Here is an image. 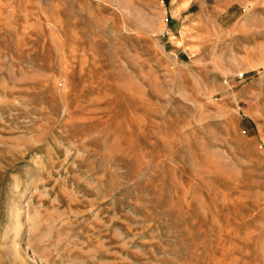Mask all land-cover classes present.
Here are the masks:
<instances>
[{"label": "rangeland", "instance_id": "rangeland-1", "mask_svg": "<svg viewBox=\"0 0 264 264\" xmlns=\"http://www.w3.org/2000/svg\"><path fill=\"white\" fill-rule=\"evenodd\" d=\"M0 264H264V0H0Z\"/></svg>", "mask_w": 264, "mask_h": 264}, {"label": "bare ground", "instance_id": "bare-ground-1", "mask_svg": "<svg viewBox=\"0 0 264 264\" xmlns=\"http://www.w3.org/2000/svg\"><path fill=\"white\" fill-rule=\"evenodd\" d=\"M15 211H17L16 213V216H15V219H16V234H15V238L19 237L20 236V231H21V219H20V213H18V210L15 209ZM18 250V249H17ZM16 250V251H17ZM18 256V255H17Z\"/></svg>", "mask_w": 264, "mask_h": 264}]
</instances>
